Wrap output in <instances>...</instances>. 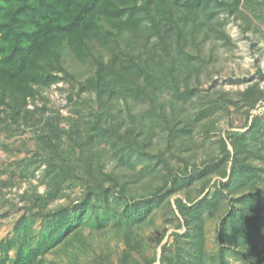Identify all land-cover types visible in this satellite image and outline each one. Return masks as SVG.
Masks as SVG:
<instances>
[{"label":"rangeland","instance_id":"1","mask_svg":"<svg viewBox=\"0 0 264 264\" xmlns=\"http://www.w3.org/2000/svg\"><path fill=\"white\" fill-rule=\"evenodd\" d=\"M238 1L240 11L230 13L226 7L217 6L210 19L200 12L188 16L183 7L171 6L172 18L182 35L178 39L174 31L170 32V55L174 58L178 52L177 44H182V56L186 57L189 70L188 84L197 90L187 101L184 114L193 119L198 109L206 108L210 100L216 98L224 100L226 106L210 110L206 117L193 121L191 130L174 143L169 141L167 133L156 132L147 152L165 160L173 173L168 172L157 158L151 162L145 157L137 159L134 172L138 180L126 176L120 181L126 182L127 196L124 198L117 197V186L107 197L92 196L89 205L75 209L85 197L84 189L75 185L66 187L63 197L51 201L39 213L38 207L33 206L32 194L35 190L45 192L42 180L46 153L38 138L49 133L48 119L67 128L69 120L64 117L84 124L94 117L92 111L97 109L102 110L110 122L121 118L131 125L128 115L145 112L148 101L135 102L130 97L125 100L119 94L110 98L109 92L101 98L90 90L79 93L78 82L92 76L96 64L94 57L83 62L77 60L67 48L62 50L61 60L72 78L49 87L39 86V94L25 102L19 96L14 99L9 93L6 95L7 104L0 105V244L15 236L20 224V232L27 234L29 243L35 245L54 225L55 211L64 206L73 216L72 223L77 224V229L50 247L41 264H124L125 251L130 255L131 264H147L154 256L157 260L152 264H168L161 257L163 244L167 256L177 259V264H188L194 255L195 247L191 241L198 226L202 234V264H222L221 254L225 264H253L251 255L264 258V136L257 139L250 136L254 116H258L260 130L264 131V99L256 103L248 116V106L239 95L253 84L264 90V0ZM156 40L153 37L144 47L133 34L123 32L112 49L93 44L92 52L93 56L104 61H108L118 49L141 53L142 58H146L154 50L161 52ZM222 93L224 97L220 96ZM162 96L165 98L167 94ZM11 105L18 110L16 121L10 116ZM227 130L245 132L247 146L252 150L247 154L243 149L242 155L259 179L253 189L249 188L241 177L230 176V161H227L221 167L227 170V176L222 178L219 170L210 175L213 180L229 181L230 186L215 188L210 183L202 191L206 180L197 170L211 168V162L220 156L219 139L225 137ZM227 142L232 150L231 140ZM256 150L261 155H257ZM104 162L107 172L118 175L132 172L115 167L106 159ZM175 175L179 182L177 190L171 193L162 191L148 208L141 209L144 214L142 222L130 227H126V223L117 224L120 215L132 206L134 200L152 198L156 189ZM204 194L215 201L209 208L204 207L195 213L194 219L200 223L193 227L181 216L175 200L181 197L189 202L191 199V207ZM240 200L250 202L260 216L256 223H244V234L238 233L240 231L225 220L228 214L236 216L240 213ZM80 213L81 218L78 217ZM99 217L104 218L101 227L96 222ZM223 222L226 224V243L221 241ZM128 228L127 232L125 229ZM129 242H137L138 247ZM14 252L10 251V255L13 256Z\"/></svg>","mask_w":264,"mask_h":264},{"label":"trees","instance_id":"2","mask_svg":"<svg viewBox=\"0 0 264 264\" xmlns=\"http://www.w3.org/2000/svg\"><path fill=\"white\" fill-rule=\"evenodd\" d=\"M238 4V0H0V105L7 104L8 93L14 99L21 97L25 102L39 94V86L49 87L72 78V74L62 64L61 52L64 48L81 62L94 57V74L78 82L79 93L90 90L101 98L109 92L110 98L119 94L125 100L130 97L135 102H149L148 109L142 114L128 115L131 125H127L121 118L111 122L106 120L100 109L93 110L94 117L86 120L84 124L71 117H64L69 120L67 128L55 124L52 119L47 120L49 133L38 138L46 153V169L42 180L45 192L38 193L35 190L32 194L33 206L38 207L39 213L51 201L63 197L66 187L75 185L85 191L84 199L75 209L89 205L92 196L107 197L109 191L117 186V197H126V182L120 181L126 176L133 181L138 180L134 170L137 159L141 157L147 158L148 162L157 158L171 173L165 160L147 152L155 133H167L169 141L174 143L178 137H184L191 130L193 121L197 122L206 117L210 110L223 109L226 106L224 100L216 98L211 99L206 108L198 109L193 119L184 114L187 101L192 99L197 90L188 84L189 70L186 57L182 56V44H177L178 52L176 51L174 58L170 55V32L174 31L178 39L182 35V30L172 18L171 6L183 7L188 16L200 12L210 19L216 13L217 6L226 7L232 13L240 11L237 9ZM123 32L133 34L144 47L156 37L155 43L161 52L154 50L151 55L142 58L141 53L134 54L118 49L108 61L93 56V44L112 49ZM164 93L167 94L165 98L162 96ZM223 95L222 93L220 96L224 97ZM239 95L248 106L249 116L256 103L264 99V90L253 84L239 92ZM27 114L28 111L24 112L25 117ZM17 115L18 110L11 105L10 116L13 121L17 120ZM251 126L252 139L264 136V131L260 130L261 125L258 124V116L252 118ZM228 139L231 140L232 150L228 146ZM219 141L220 156L211 162V168L197 170L206 180L202 191L210 183L215 188L230 186L229 181H222L221 178L213 180V175H210L219 170L222 178L227 176V170L221 168L227 161H230V176L241 177L244 179L243 183L253 189L259 178L242 155L243 149L247 154L252 150L247 146L245 132L227 130L225 137H221ZM255 152L261 155L259 150ZM105 159L115 167L132 172L123 175L107 172L104 169ZM177 177H169L156 189L152 198L141 201L133 199L132 206L120 215L121 220H117V224L122 226L126 223V227H130L142 222L144 214L141 209L148 208L162 195V191L175 192L179 186ZM109 182L111 183L107 185ZM188 200L189 202L178 197L175 203L186 223L195 227L200 223L194 219L195 213L204 207L209 208L215 198L204 194L191 207L189 204L192 200ZM240 202V213H236V216L228 214L225 220L235 230H239L238 233L244 234V223H256L260 216L257 208L250 202ZM81 213L78 216L80 218L83 217ZM103 219L97 218L98 227H101ZM72 222L73 216L69 209L60 207L54 213V225L40 236L35 245L29 243L27 234L20 232L19 224L16 235L0 244V264H41L43 255L50 247L76 231L77 224ZM224 222L221 241L226 243L228 240L224 234ZM125 230L128 232L130 228ZM201 241L202 234L198 226L191 241L195 247L194 255L188 264H202ZM129 244L138 247L137 242ZM161 249L163 261L177 264V259L165 254V244ZM12 250L15 251L13 256L10 255ZM123 254L126 260L124 264H131L128 251ZM250 258L253 264H264V258L254 255ZM220 259L225 264L222 254ZM156 260L157 256H154L147 264Z\"/></svg>","mask_w":264,"mask_h":264}]
</instances>
